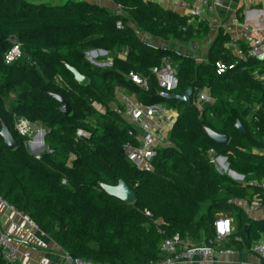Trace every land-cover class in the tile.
<instances>
[{
  "label": "trees",
  "instance_id": "obj_1",
  "mask_svg": "<svg viewBox=\"0 0 264 264\" xmlns=\"http://www.w3.org/2000/svg\"><path fill=\"white\" fill-rule=\"evenodd\" d=\"M111 1L118 13L87 0L59 5L0 0V129L5 124L18 141L10 150L0 136L1 199L34 222L71 260L150 264L164 258L159 243L176 233L217 245L214 221L220 213L235 221V227L219 247L248 249L264 231V220L249 217L234 199L250 201L264 189L219 172L209 162L208 149L226 155L229 168L247 181L264 178V91L263 81L254 77L264 73V64L249 58L218 74L216 62L235 61L222 25L199 62L171 47L150 44L139 33L198 41L210 34L205 21L192 25L186 15L154 0ZM13 42L22 53L6 64L4 55ZM97 48L107 52L103 59L110 65L96 66L85 58L87 50ZM164 58L177 70L172 93L192 90L188 103L160 95L150 71ZM67 64L87 77V84L76 82ZM131 70L148 76L147 87L132 82ZM205 87L215 98L212 104L196 101ZM118 88L134 93L139 102L161 103L177 112L169 144L157 149L150 168H139L127 157L136 140L121 114L123 104H110ZM11 94L15 101L7 106ZM53 95L67 99L68 115L58 110ZM18 116L45 128L47 149L38 156L16 132ZM238 121L243 132L235 128ZM78 129L89 134L78 135ZM207 129L228 135L229 142H215ZM119 179L134 190L133 202L102 189L101 184L115 185ZM0 264L23 263L0 254Z\"/></svg>",
  "mask_w": 264,
  "mask_h": 264
},
{
  "label": "built area",
  "instance_id": "obj_2",
  "mask_svg": "<svg viewBox=\"0 0 264 264\" xmlns=\"http://www.w3.org/2000/svg\"><path fill=\"white\" fill-rule=\"evenodd\" d=\"M163 2L165 0H154ZM210 0H192L188 5L183 2L186 12L184 13L192 25H197L205 21L206 6ZM231 0H221L220 6L229 11L228 18L224 21L222 28L229 34V40L226 48L235 58L234 62L224 63L218 61L215 63L218 74L226 70L233 69L237 61L246 62L249 58L264 64V28L253 29L249 21L231 9ZM118 13V5L113 9ZM264 15V10H263ZM121 25L120 22L117 23ZM21 48L18 43L13 42L9 49L5 52L4 62L10 64L21 56ZM107 52L103 49H89L85 52V58L93 65L108 66V59H103ZM151 74L155 77L157 86L161 91L172 92L177 86V70L176 67L166 58L162 60L160 65L151 68ZM128 77L139 87H147L148 76L142 75L135 71H129ZM256 80L263 81L264 91V73L255 72ZM122 90L119 92L118 90ZM117 96L120 97L124 110L121 112L127 124L130 126L129 135L135 138L136 145L131 146L127 152V157L139 168H144L147 163L150 165L151 159L156 156L159 147L168 145V133L174 122L173 116L170 114V108L161 103L145 104L136 99L134 93L124 88L117 89ZM197 103L212 104L215 98L211 95L208 88H203L197 92ZM16 132L26 137V148L35 156H38L43 150L44 135L46 130L36 122H31L23 116L15 118ZM78 135H87L88 132L78 129ZM45 150V149H44ZM208 159L215 168L220 172H227L238 182L247 183L249 185H260L264 189V178L261 181L251 179L247 181L245 175L238 172H230L226 155L216 154L213 148L208 149ZM143 165V166H142ZM253 173H250L252 175ZM1 199V197H0ZM13 208V206L11 205ZM264 207V193H256L248 204L243 207L247 215ZM147 215L151 213L146 210ZM32 227L37 228L34 222H30ZM215 238L213 242L219 243L232 234V223L229 217H218L214 221ZM187 239H182L178 233L163 239L159 243L160 255L164 258L151 260L150 264H171L176 259L189 260L195 255H203L207 258L206 264H215V254L220 252H231L232 249H217V245H188ZM211 242V241H210ZM249 249L264 258V236H260L254 240ZM0 254L7 261L20 260L29 256V251H19L13 240L6 234H0ZM71 260V259H70ZM71 264H94L89 261L75 258L71 260Z\"/></svg>",
  "mask_w": 264,
  "mask_h": 264
},
{
  "label": "crops",
  "instance_id": "obj_3",
  "mask_svg": "<svg viewBox=\"0 0 264 264\" xmlns=\"http://www.w3.org/2000/svg\"><path fill=\"white\" fill-rule=\"evenodd\" d=\"M89 1V0H87ZM99 1V0H98ZM101 1H106L103 3ZM101 6L114 9L117 5L111 0H101ZM188 5L192 3V0H165L160 2L164 7L169 8L183 14L186 12V8L183 2ZM231 9L237 11L241 18L246 19L250 22L253 29L264 28V15L262 2L264 0H231ZM93 2V1H89ZM221 0H210L206 6L205 20L208 21L209 25H216V28L223 25L226 18H228L229 11L220 6ZM131 26L133 24L130 23ZM216 29H213L211 37H213ZM143 33V34H142ZM147 34V35H145ZM139 36L143 40L152 39L155 45H160V41L163 39L156 38L146 32L139 33ZM146 37V38H144ZM202 39L198 41L181 42L185 45L183 51L178 50L181 54L196 55L202 51L203 48L208 50L209 43L212 38ZM171 41L173 39H170ZM169 40H165L167 42ZM178 41V40H176ZM180 42V41H178ZM208 43V44H207ZM206 44V45H205ZM205 45V46H204ZM169 47V46H165ZM193 50V51H190ZM177 51V50H176ZM207 52V51H206ZM176 112V111H175ZM176 115L173 117L176 119ZM174 119V120H175ZM244 203H239L242 207L248 204V200L243 199ZM255 220H264V207L252 212L248 215ZM218 217H223L220 213ZM227 217V216H224ZM29 220L25 215L17 211L14 207L6 203L3 199H0V234L6 233L14 242L15 246L19 251H29V256L20 259L19 261L23 264H71L70 258L67 254L47 235L42 233L38 228L32 227ZM235 227V221L232 223ZM260 236H264V231L261 232ZM188 245H204L202 239L195 240L192 237L186 238ZM236 240H240L236 237ZM227 241L223 240L217 244V249H221L219 246L225 245ZM231 252H220L215 254V264H264V258L260 257L253 251L248 249L235 250L233 248ZM207 258L203 255H195L189 260L176 259L171 264H206Z\"/></svg>",
  "mask_w": 264,
  "mask_h": 264
},
{
  "label": "water",
  "instance_id": "obj_4",
  "mask_svg": "<svg viewBox=\"0 0 264 264\" xmlns=\"http://www.w3.org/2000/svg\"><path fill=\"white\" fill-rule=\"evenodd\" d=\"M68 70L73 74L74 80L80 85H85L88 82L87 77L78 72L75 67L66 65ZM241 69L235 71V73H240ZM160 95L168 100L177 99L181 102H189L192 90L190 88L185 89L179 94H174L172 92L160 91ZM56 100L59 102L58 110L66 115L71 112V107L69 102L64 96L53 95ZM235 128L240 132L244 131V126L239 121L235 123ZM209 137L217 143L226 145L229 142V136L225 134L218 133L212 129H207ZM0 136L3 138L6 148L13 150L17 148L18 141L15 139L14 135L9 131L8 127L5 124H2L0 129ZM102 189L109 195L121 199L126 203H131L135 200V192L129 187L122 179L118 180V183L115 185L101 184ZM247 229V225L245 229Z\"/></svg>",
  "mask_w": 264,
  "mask_h": 264
},
{
  "label": "rangeland",
  "instance_id": "obj_5",
  "mask_svg": "<svg viewBox=\"0 0 264 264\" xmlns=\"http://www.w3.org/2000/svg\"><path fill=\"white\" fill-rule=\"evenodd\" d=\"M27 1H29V2H34V3H45V4H49V5H59V4H62V3H64L65 2V0H27ZM89 1H93L92 3H95V4H98V5H101L102 3L101 2H103V3H106V1H101V0H89ZM101 1V2H100ZM91 3V2H90ZM262 7H264V2H262ZM205 23H207L208 24V21H206L205 20ZM209 25V24H208ZM213 29H217L216 28V25H209L208 26V30H209V36L206 38L207 40V42H208V39L211 37V33H213ZM215 31V30H214ZM143 34V33H142ZM145 35H147V34H145ZM141 37V36H140ZM142 38V37H141ZM144 38H146V37H144ZM212 38V37H211ZM148 43H150V44H155V42H154V40H152V39H147L146 40ZM198 42H200V41H198ZM160 45H156V46H169V47H171V48H173V49H175V50H181V51H183V49H184V47H185V45L183 44V43H181V42H178V41H176V40H169V41H167V42H165V40L164 41H160V43H159ZM208 44V43H207ZM206 45V44H205ZM204 45V46H205ZM190 51H193V50H190ZM206 51H207V49L206 48H203L202 49V51H200L197 55H196V59H197V61H202L203 60V58H204V55L206 54ZM119 92H122V90L120 89V90H118ZM15 101V95L14 94H11V95H9V97H8V100L6 99V105L7 106H9L10 105V103H12V102H14ZM120 103H121V100H120V97L119 96H117L116 97V100H114V101H112V102H110V104H111V106H116V105H120ZM176 110H174V109H170V114L174 117L175 115H176V112H175ZM39 124V123H38ZM41 127H43L42 126V124H39ZM45 129V128H44ZM44 141V140H43ZM46 150L47 149V146H46V144H45V141H44V145H43V147H42V149L41 150ZM127 151H128V149H127ZM143 166V165H142ZM145 167L144 168H150V165H148V163L146 164V165H144ZM234 202H236V203H244V200L243 199H234Z\"/></svg>",
  "mask_w": 264,
  "mask_h": 264
},
{
  "label": "clouds",
  "instance_id": "obj_6",
  "mask_svg": "<svg viewBox=\"0 0 264 264\" xmlns=\"http://www.w3.org/2000/svg\"><path fill=\"white\" fill-rule=\"evenodd\" d=\"M43 128H44V127H43ZM219 155H220V154H219ZM221 155H222V154H221ZM229 171H230V172H236V171H234V170H232V169H230V168H229ZM219 172H220V171H219ZM222 173H226V174L229 175V173H227V172H222ZM229 176H230V175H229ZM230 177H231V176H230ZM231 178H232V177H231ZM232 179H233V178H232Z\"/></svg>",
  "mask_w": 264,
  "mask_h": 264
}]
</instances>
